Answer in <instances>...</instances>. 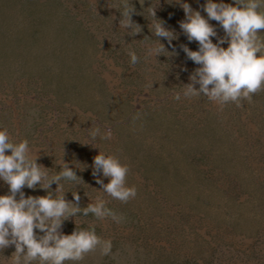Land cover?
<instances>
[{"label":"rangeland","instance_id":"obj_1","mask_svg":"<svg viewBox=\"0 0 264 264\" xmlns=\"http://www.w3.org/2000/svg\"><path fill=\"white\" fill-rule=\"evenodd\" d=\"M187 2L207 16L206 0ZM111 5L123 11L120 0H0V127L16 141L28 139L54 173L65 151L67 162H80L83 178L64 186L70 201L79 191L81 211L63 231L94 226L113 241L112 255L97 249L66 264H264V89L242 107L183 96L199 67L183 51L185 44L199 49L180 27L185 11L161 0L158 17L179 39L169 45L164 38L172 53L155 57L149 47L158 40L148 27L154 18L134 15L144 27L134 37ZM210 23L226 35L218 21ZM97 126L111 138L92 141ZM99 147L129 166L136 197L123 202L102 192L91 167ZM9 193L0 179V195ZM89 196L106 199L116 218L84 215ZM15 251L2 250L9 257Z\"/></svg>","mask_w":264,"mask_h":264},{"label":"clouds","instance_id":"obj_2","mask_svg":"<svg viewBox=\"0 0 264 264\" xmlns=\"http://www.w3.org/2000/svg\"><path fill=\"white\" fill-rule=\"evenodd\" d=\"M160 3L161 0H156L155 4L153 0H139L143 11H138L136 2L120 0L122 12L120 7L111 5L122 14L121 28L130 29L134 37L144 31V27L134 21V15H142L147 20L149 16L154 18L149 20L148 27L158 40L149 47V55L155 57L172 53L162 42L164 38L169 45L179 39L176 30L158 17ZM167 3L178 4L185 11L186 18L180 21V27L189 42L199 43L195 51L183 45L187 57L199 65L191 75L192 82L183 86V96L204 95L221 104L235 102L238 107L243 106L242 100L252 102L254 95L264 89V39L260 36L264 30V0H234V4L206 0L202 7L207 16L195 10L187 0H167ZM145 9L148 15L144 14ZM212 20L219 22L225 36H219L217 27L210 23ZM213 37L218 38V43ZM129 56L133 65L139 63L140 57L134 50L129 51ZM181 98L177 93L175 99ZM111 136L110 129L105 131L99 126L91 132L92 141L108 140ZM65 156L66 151L60 170L54 173L32 154L28 139L16 141L7 128L0 127V179L10 186L9 194L0 195V264H66L82 261L86 254L97 249L104 256L112 255L113 241L100 236L94 226L80 229L77 224L71 234L63 231L65 222L81 211L79 191H71L76 202L68 200L64 182H78L83 178L77 172L80 162L74 159L69 163ZM91 167L97 183L103 186L102 192L123 202L137 196V189L127 185L129 166L118 156L101 149ZM101 173L110 178L109 183L104 182ZM53 184L58 185L55 190ZM25 187L43 189L47 195L29 196L23 191ZM90 198L93 203L83 208L84 215L116 218L106 199ZM13 245L16 251L10 257L4 255L2 250Z\"/></svg>","mask_w":264,"mask_h":264}]
</instances>
